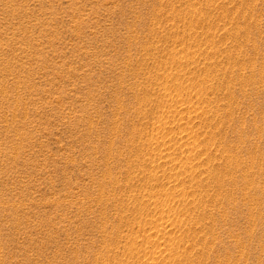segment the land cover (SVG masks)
Returning a JSON list of instances; mask_svg holds the SVG:
<instances>
[{"label":"rangeland","instance_id":"374dc122","mask_svg":"<svg viewBox=\"0 0 264 264\" xmlns=\"http://www.w3.org/2000/svg\"><path fill=\"white\" fill-rule=\"evenodd\" d=\"M0 264H264V0H0Z\"/></svg>","mask_w":264,"mask_h":264},{"label":"bare ground","instance_id":"6f19581e","mask_svg":"<svg viewBox=\"0 0 264 264\" xmlns=\"http://www.w3.org/2000/svg\"><path fill=\"white\" fill-rule=\"evenodd\" d=\"M170 238V237H169ZM173 241V240H172Z\"/></svg>","mask_w":264,"mask_h":264}]
</instances>
